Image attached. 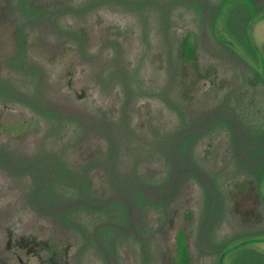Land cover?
<instances>
[{
    "label": "rangeland",
    "instance_id": "374dc122",
    "mask_svg": "<svg viewBox=\"0 0 264 264\" xmlns=\"http://www.w3.org/2000/svg\"><path fill=\"white\" fill-rule=\"evenodd\" d=\"M9 27L0 264H169L179 229L191 264H264V0H0Z\"/></svg>",
    "mask_w": 264,
    "mask_h": 264
},
{
    "label": "trees",
    "instance_id": "16d2710c",
    "mask_svg": "<svg viewBox=\"0 0 264 264\" xmlns=\"http://www.w3.org/2000/svg\"><path fill=\"white\" fill-rule=\"evenodd\" d=\"M254 1H256V0H254ZM5 29L6 28H0V31H1L0 34L3 35L4 37L6 34H8V35L11 34V32H10L11 28L10 27L7 28L6 30ZM9 44H10V41H9ZM12 44H13V42H12ZM12 44L10 46L11 49H9L10 47L4 46V45L0 46V61L11 56L12 48H13ZM37 48H38V50H41V52L38 54H35V55L40 56V57H44L47 59H48V57L52 56V52L54 51L51 48H49L48 50L47 49L45 50V48L43 46L38 45L35 41H32L30 46H29V50L34 52V51H36ZM57 49L59 50L60 48H57ZM179 54H180L181 61L184 65H186L188 68H191V69H194L197 71V69H198L197 46L194 43V40L190 34L186 35L182 39V41L180 42ZM16 129H18V128L15 126V124H12L11 121H3L1 123V127H0V139L4 135H7V137H10L8 135L13 134L16 131ZM1 143L2 142L0 141V144ZM242 186H244V187L240 188V185L233 187L232 192H231L232 196H233V198L237 197L238 195H239V197H243L244 199L239 200L238 202H243L244 204L248 205V209L247 210L244 209V213L250 219L255 218V216L251 213L252 208L256 204L255 194H253L252 189L248 188V186L246 187L245 190H243L245 188V185H242ZM240 189L243 190L242 193H239V194L234 193V191L236 192ZM184 219L189 223V221L192 220V213L186 212L184 215ZM169 264H191V253L189 250V232L185 229H179L176 236H175V247L173 250V255L170 258Z\"/></svg>",
    "mask_w": 264,
    "mask_h": 264
}]
</instances>
